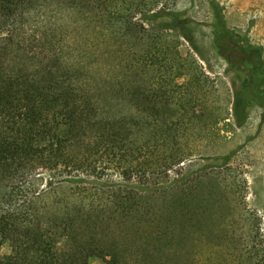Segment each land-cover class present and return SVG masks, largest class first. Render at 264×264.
I'll return each instance as SVG.
<instances>
[{
	"label": "trees",
	"instance_id": "obj_1",
	"mask_svg": "<svg viewBox=\"0 0 264 264\" xmlns=\"http://www.w3.org/2000/svg\"><path fill=\"white\" fill-rule=\"evenodd\" d=\"M208 2L218 53L228 69L246 75L233 93L235 121L244 122L253 102L264 117V45L238 37L219 2ZM147 4L0 0V50L13 53L0 51V246L7 242L11 249L0 264H89L92 256L106 264H185L184 221L198 214L212 219L219 181L211 176L202 192L192 183L208 177L213 165H182L192 152L190 133L202 137L210 124L215 78L189 45L187 57L178 53L169 66L164 52L155 54L153 72L159 70L151 79L150 21L172 12L161 0ZM61 10L95 13L114 33L146 42L131 67L107 79L112 87L100 86L103 97L93 91V75L81 71L82 59L64 60L55 42L33 29L36 16L48 19L43 12ZM178 20L161 26L178 24L181 44L190 37ZM228 160L217 166L225 169ZM106 170L120 175L113 179Z\"/></svg>",
	"mask_w": 264,
	"mask_h": 264
},
{
	"label": "rangeland",
	"instance_id": "obj_2",
	"mask_svg": "<svg viewBox=\"0 0 264 264\" xmlns=\"http://www.w3.org/2000/svg\"><path fill=\"white\" fill-rule=\"evenodd\" d=\"M154 0H147V6ZM172 12L150 21V77L154 79L158 58L164 52L163 63L169 66L178 53L186 58L190 46L199 64L215 78V88L211 95L214 110L209 115L210 124L203 128L202 137L191 135L187 141L191 155L182 165L185 170H194L203 165H213L211 174H205L193 182L196 189L203 191L209 178L214 177L219 184L214 186L217 210L212 219L197 215L193 220H185L186 229L185 264H264V117L263 107L251 103L246 108L247 117L239 125L232 111L233 93L239 90L244 79L243 71L228 69L227 62L218 53L213 42V14L208 0H161ZM223 8L228 26L243 38L264 45V0H216ZM48 13L50 18L36 16L33 24L35 33L55 42L58 54L64 60L84 61V73L93 75V91L98 96L105 95L100 87H112L107 79L113 74L122 75L133 59L141 57L146 42L123 31L113 32L105 19L95 17V13L83 11L82 15L72 11ZM174 13V14H173ZM184 19V33L189 41L178 37L181 34L177 24L168 29L161 24H174ZM54 32L49 31L51 27ZM174 22V23H173ZM36 27H41L40 30ZM49 31V32H48ZM54 33L55 35H52ZM1 45V44H0ZM39 43L34 47L38 49ZM1 48V47H0ZM14 46L12 49L14 50ZM34 49V51H36ZM2 55L13 56L11 49H1ZM15 51V50H14ZM177 61V60H176ZM146 63V62H145ZM147 64V63H146ZM79 67L75 66L74 70ZM134 68V67H133ZM136 71L139 72L137 69ZM162 71V69H161ZM175 71V70H174ZM171 73V71H170ZM134 75L137 72L134 71ZM155 74V75H154ZM173 75V73H171ZM181 81V79H179ZM115 85V83H114ZM117 89L121 91L122 85ZM264 89V84H263ZM264 94V93H263ZM121 101V98H120ZM201 130V131H203ZM188 131V130H187ZM229 155L228 165L219 168L222 158ZM200 173V172H199ZM198 173V174H199ZM173 175V171L170 172ZM105 175L117 179L118 171L106 170ZM196 175H194L195 177ZM216 178V179H215ZM188 184L185 183V188ZM203 188V189H202ZM220 189L224 190L221 194ZM200 195H198L199 197ZM187 200L188 198L185 197ZM227 214V219H225ZM10 245L4 242L0 246V256L10 253ZM89 264H106L97 256L89 258Z\"/></svg>",
	"mask_w": 264,
	"mask_h": 264
}]
</instances>
